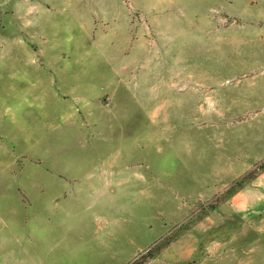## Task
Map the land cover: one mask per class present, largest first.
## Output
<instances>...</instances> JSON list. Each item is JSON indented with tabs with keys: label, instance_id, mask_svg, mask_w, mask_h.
Returning a JSON list of instances; mask_svg holds the SVG:
<instances>
[{
	"label": "rangeland",
	"instance_id": "rangeland-1",
	"mask_svg": "<svg viewBox=\"0 0 264 264\" xmlns=\"http://www.w3.org/2000/svg\"><path fill=\"white\" fill-rule=\"evenodd\" d=\"M264 0H0V264H264Z\"/></svg>",
	"mask_w": 264,
	"mask_h": 264
},
{
	"label": "crops",
	"instance_id": "crops-1",
	"mask_svg": "<svg viewBox=\"0 0 264 264\" xmlns=\"http://www.w3.org/2000/svg\"><path fill=\"white\" fill-rule=\"evenodd\" d=\"M234 215L248 223L264 214V171L230 200Z\"/></svg>",
	"mask_w": 264,
	"mask_h": 264
}]
</instances>
